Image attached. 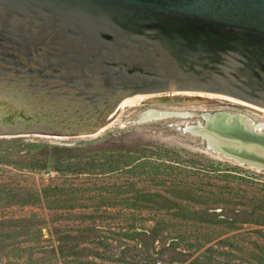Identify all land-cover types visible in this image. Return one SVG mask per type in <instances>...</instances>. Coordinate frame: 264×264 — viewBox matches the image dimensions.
Instances as JSON below:
<instances>
[{"label": "rangeland", "instance_id": "374dc122", "mask_svg": "<svg viewBox=\"0 0 264 264\" xmlns=\"http://www.w3.org/2000/svg\"><path fill=\"white\" fill-rule=\"evenodd\" d=\"M174 93L202 100L123 107L92 135L0 136V264H264V171L183 131L198 116L133 121L227 109L264 122V111Z\"/></svg>", "mask_w": 264, "mask_h": 264}, {"label": "water", "instance_id": "95a60500", "mask_svg": "<svg viewBox=\"0 0 264 264\" xmlns=\"http://www.w3.org/2000/svg\"><path fill=\"white\" fill-rule=\"evenodd\" d=\"M6 88L100 116L171 91L264 106V0H0Z\"/></svg>", "mask_w": 264, "mask_h": 264}, {"label": "bare ground", "instance_id": "6f19581e", "mask_svg": "<svg viewBox=\"0 0 264 264\" xmlns=\"http://www.w3.org/2000/svg\"><path fill=\"white\" fill-rule=\"evenodd\" d=\"M167 93L154 98L153 101L177 107L198 104L202 100L200 97H183L174 91ZM252 105L264 111L263 106L254 103ZM122 108L119 107L105 116L90 115L65 103L52 102L48 99L39 100L38 97L25 95L11 88L0 89V136L28 134L83 136L102 129ZM143 114L146 120L168 115L186 118L198 116L206 120L205 126L201 127L202 123L196 120L194 123H187L185 130L198 136L200 134L206 136L216 154L220 153L219 150L232 153L250 167L264 169L263 121L227 109L214 111L148 109Z\"/></svg>", "mask_w": 264, "mask_h": 264}, {"label": "trees", "instance_id": "16d2710c", "mask_svg": "<svg viewBox=\"0 0 264 264\" xmlns=\"http://www.w3.org/2000/svg\"><path fill=\"white\" fill-rule=\"evenodd\" d=\"M156 150H158V152H160V149H156ZM163 152L162 153H166V150H162ZM196 169H198V168H196ZM203 169V168H202ZM204 170H206L205 168H204ZM197 174H207V173H205L204 171L202 172H197Z\"/></svg>", "mask_w": 264, "mask_h": 264}]
</instances>
